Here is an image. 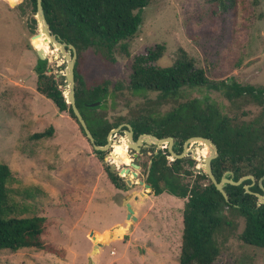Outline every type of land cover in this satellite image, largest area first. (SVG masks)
Here are the masks:
<instances>
[{
  "label": "rangeland",
  "instance_id": "1",
  "mask_svg": "<svg viewBox=\"0 0 264 264\" xmlns=\"http://www.w3.org/2000/svg\"><path fill=\"white\" fill-rule=\"evenodd\" d=\"M27 3L0 0V163L11 171L7 182L13 204L10 216H43L41 239L59 249L60 255L32 247L0 249V264H178L184 199L149 192L139 165L147 162L151 150L161 147L143 143L137 160L126 145L122 126L111 138V144L118 143L96 154L67 111H58L36 91L34 48L45 53L46 74L63 94L65 60L53 57L58 51L44 35L31 37L38 24L35 20L33 25L35 13ZM140 15L136 33L124 41L126 52L117 45L109 61L89 48L76 64L86 86L109 82V94L96 110L104 120L122 124L130 118H158L177 102L197 98L212 103L232 122H264V101L257 103L247 95L226 99L218 85L182 88L163 101L156 92L127 89L133 56L161 44L162 53L152 62L156 66L170 65L182 49L209 80L264 90V0H233L226 10L214 0H149ZM49 126V135L32 138ZM119 147L138 169L118 155L111 158L112 149L120 151ZM189 150L193 167H198L194 172H203L201 160L207 147L195 141ZM111 162L117 174L119 168H129L128 174H118L124 181L129 178V185L121 189L111 185L104 170ZM125 202L132 203L135 219L126 218ZM223 212L230 226L217 236L219 253L212 264H264V248L238 238L243 218ZM115 223L119 226L107 230Z\"/></svg>",
  "mask_w": 264,
  "mask_h": 264
},
{
  "label": "trees",
  "instance_id": "2",
  "mask_svg": "<svg viewBox=\"0 0 264 264\" xmlns=\"http://www.w3.org/2000/svg\"><path fill=\"white\" fill-rule=\"evenodd\" d=\"M26 1L35 13V0ZM214 1L218 2L222 10L233 5V0ZM148 2L149 0L40 1L50 33L75 49L74 102L96 145H104L108 131L121 122H107L101 114L96 113L109 94V82L102 80L101 83L86 86L77 72L76 64L81 52L89 48L104 54L109 61L113 60L112 53L117 45L126 52L124 41L136 33L141 23L140 12ZM31 20L35 25V18L32 17ZM162 50L163 46L156 44L144 53L133 56L127 81L128 90L153 91L156 92V98L163 101L176 96L182 88H215L218 85L226 99L247 95L257 103L264 101V90L260 87L239 85L234 81L220 80L216 83L209 80L182 49L170 65L160 67L152 64L160 57ZM33 71L36 91L48 98L58 111H67L76 122L58 84L46 74V59L36 57ZM93 102L100 104L90 105ZM126 123L131 127L133 139L140 133H150L157 138L173 137L175 141L172 150L175 154L181 152L182 143L188 137H207L217 149L216 157L210 161L211 172L216 181L223 174L233 181L244 175L253 177L252 183L250 179H245L238 185L224 184L222 189L227 196L225 200L205 173L200 170L194 172L192 158L170 159L165 147L158 148L155 152L151 150L147 162L139 164L144 173L143 180L149 185V192L153 195L166 193L184 199L178 264L213 263L219 253L217 236L225 227L230 226L224 209L243 218V227L238 234L241 242L264 248V203H258L256 197L243 188L244 184H248L249 191L259 194L264 189V122H232L212 103L192 98L177 102L158 118H130ZM79 129L82 132L80 127ZM51 130L49 126L47 130L35 132L31 136L38 139L49 135ZM117 143L118 141L113 142L112 146ZM93 152L103 154L99 150ZM183 165H188V168ZM104 170L115 188L125 187L123 178L116 172L109 171V166H105ZM10 179L8 165L0 163V249L15 251L22 247H32L60 255L59 249L43 243L41 239L45 220L43 216H10L13 210L7 188Z\"/></svg>",
  "mask_w": 264,
  "mask_h": 264
},
{
  "label": "water",
  "instance_id": "3",
  "mask_svg": "<svg viewBox=\"0 0 264 264\" xmlns=\"http://www.w3.org/2000/svg\"><path fill=\"white\" fill-rule=\"evenodd\" d=\"M40 1L41 0H35L34 18L38 24V31L35 34H33L31 37L44 35L46 37L47 42L50 43L51 45H53V47L56 49V51H58V53L54 54L53 57L54 58H57V57L58 58H60V57L64 58V60H65V74H64V76H65V81H66V92H65V94H63V97H64L65 102L70 105L71 111H72L73 115L75 116V119H76L78 126L82 129L84 136L86 137V139L90 143L93 150L105 151L108 148L112 147V144H111L112 139L111 138H115L116 135H118V130L122 126H124L125 130L123 132L125 135L124 139L126 140V145L128 146L129 149L133 150L132 157H135L137 160H138V158L136 157V154L139 153V149L143 143L146 145L152 144V145H154L155 148L158 145L160 147H165L172 159L173 158H180V157H189V155H190V150H189L190 143L195 142V141H199V142L203 143L207 147V150H208L207 155L204 156L201 160L203 173L206 174V176L209 178V180L211 181V183L213 184L215 189L221 193V195L223 196V198H225V200L227 199V196L222 189L224 184L229 183L232 185H238L245 179H250L251 183L253 182V177L251 175H244V176L239 177L237 180L233 181V180L226 178L224 176V174L220 177V179L218 181H216V179L214 178V176L211 172L210 161L216 157L217 149H216V146L214 145V143L209 138L203 137V136L188 137L182 143L181 152L179 154H175L172 150V145L175 141V139L173 137L165 136V137L157 138L156 136H154L153 134H150V133H140L136 136L135 139H133L132 138V130H131L130 125L128 123H122V124H118L117 126L111 128L108 131V133L106 135V142L104 145H102V146L96 145L93 141L92 135L90 134L89 130L87 129L86 124H85L83 118L81 117V115H80V113H79V111L75 105V102H74L73 66H74L75 57H76L75 49L71 44L65 43L63 41L56 39L54 34L50 33L48 24L46 23L44 16H43V11H42ZM34 51H35L36 57L38 59H44L45 58V53L43 52L42 49L34 48ZM97 104H98V102H93L90 105L95 106ZM155 150H154V152H155ZM125 160H128L129 165L132 166L133 168H135V169L139 168V166L136 163L132 162V160H133L132 158H129L128 156H126ZM194 168L198 169V167H194ZM115 169H116V165L113 162H111L109 164V171H114ZM115 172H116V170H115ZM128 172H129L128 167H121L118 169V174H128ZM131 174L133 176H136L137 172H131ZM125 183H126V185H129L131 183V180L129 178H126ZM143 186L149 189V185L147 183H143ZM243 188H244L245 192L252 193L256 197L258 203H264V189L262 190V193L259 194L257 192L249 191L248 190V184H244ZM125 206H126V210H127L126 218L135 219V216L132 214L133 210L130 206V203L125 202ZM96 246H97V244H93V248Z\"/></svg>",
  "mask_w": 264,
  "mask_h": 264
},
{
  "label": "bare ground",
  "instance_id": "4",
  "mask_svg": "<svg viewBox=\"0 0 264 264\" xmlns=\"http://www.w3.org/2000/svg\"><path fill=\"white\" fill-rule=\"evenodd\" d=\"M43 49L46 51L47 50V48H46V46H45V44H43ZM112 145H113V143H112ZM119 150L120 151H113V149H112V151H111V158H114L115 159V157L118 155V156H120V158H122L126 163L128 162V160H125V155H124V150H123V148L122 147H119ZM138 158V157H137ZM115 164V163H114ZM116 165V164H115Z\"/></svg>",
  "mask_w": 264,
  "mask_h": 264
},
{
  "label": "crops",
  "instance_id": "5",
  "mask_svg": "<svg viewBox=\"0 0 264 264\" xmlns=\"http://www.w3.org/2000/svg\"><path fill=\"white\" fill-rule=\"evenodd\" d=\"M109 181V180H108ZM112 185V184H111ZM113 186V185H112ZM114 187V186H113ZM115 188V187H114ZM117 189V188H116ZM147 193V192H146ZM144 194L145 195V197H148L149 195L148 194ZM143 199L140 201L141 203H143ZM140 202L139 201H137V203H138V205H140ZM130 203V202H129ZM130 206H131V208H132V210H133V212H134V208H133V205H132V203H130ZM137 219V218H136ZM149 224V223H148ZM116 225H118L119 226V223H115V224H113V225H111L107 230H109V229H111L112 227H114V226H116ZM135 230L136 229H134L133 231H130L129 233H133V232H135ZM106 231V230H105ZM124 231L125 230H123V233H124ZM93 232H95V231H93ZM100 233V232H99ZM97 247V246H96Z\"/></svg>",
  "mask_w": 264,
  "mask_h": 264
},
{
  "label": "built area",
  "instance_id": "6",
  "mask_svg": "<svg viewBox=\"0 0 264 264\" xmlns=\"http://www.w3.org/2000/svg\"><path fill=\"white\" fill-rule=\"evenodd\" d=\"M169 158H170V156H169ZM170 159H172V158H170Z\"/></svg>",
  "mask_w": 264,
  "mask_h": 264
}]
</instances>
